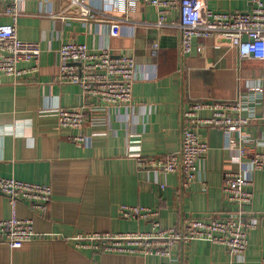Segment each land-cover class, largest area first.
<instances>
[{
	"label": "crops",
	"instance_id": "obj_1",
	"mask_svg": "<svg viewBox=\"0 0 264 264\" xmlns=\"http://www.w3.org/2000/svg\"><path fill=\"white\" fill-rule=\"evenodd\" d=\"M204 1L217 12L247 13L253 7L252 0ZM111 2L0 0V8L15 7L20 12L15 22L19 39L41 47L37 73L17 81L5 76L0 85V178L50 185L53 190L43 214L33 213L21 202L16 206V216L33 219L36 231L47 237L14 250L0 243V264H162L169 260L96 254L76 249L71 240L94 233L151 231L149 222L121 218L122 205L157 210L164 228L179 225L187 217L224 218L236 210L226 201L222 187L226 175L238 172L240 166L220 129L201 130L209 151L198 162L195 182L186 189L176 174L139 170L128 156L127 145L129 140H138L146 156L173 155L181 145L183 112L192 103L236 101L251 86L262 97L251 105L257 119L245 130L254 141L264 142V62H240L237 49L218 37L194 39L191 52L183 54L180 29L169 24L179 20L177 11L167 25L158 27V10L147 0ZM83 7L94 17H82ZM8 24H14V18L1 13L0 25ZM67 43L107 48L114 56L133 54L139 68L134 107L91 113V118L101 121L96 125L61 128L57 110L83 104L79 86L56 81L60 50ZM31 66L19 64L20 69ZM200 116L210 113L202 111ZM79 136L89 143L77 145L74 138ZM255 148L264 153V144ZM249 175L254 183L251 211L257 225L249 233L244 257L232 256L221 245L195 241L173 246L177 262L171 264H263L264 171ZM11 217L8 198L0 195V221Z\"/></svg>",
	"mask_w": 264,
	"mask_h": 264
},
{
	"label": "built area",
	"instance_id": "obj_2",
	"mask_svg": "<svg viewBox=\"0 0 264 264\" xmlns=\"http://www.w3.org/2000/svg\"><path fill=\"white\" fill-rule=\"evenodd\" d=\"M111 1L114 3L124 0ZM147 2L158 10V27L167 25L172 13H179V20L169 24L180 29L183 54L191 52L194 39L218 37L227 40L237 49L240 62H264L263 0H252V10L247 13L217 12L211 10L204 0ZM75 3L78 4L77 1ZM1 13L14 18V24L0 25V85L5 76L13 77L17 81L27 74L37 73L41 57L39 43L26 42L18 37L15 22L20 12L15 7H3L0 8ZM81 16L94 17L85 7L81 10ZM154 49H158V44ZM60 60L56 81L59 84L79 86L83 92V104L79 108L57 110L61 128L80 129L89 124L96 125L101 121L91 118V113L109 108L134 107L133 89L138 80L139 68L133 54L114 56L107 48L94 50L85 44L67 43L60 50ZM20 63H31L33 66L20 69ZM248 88L247 93L236 101L192 103L183 112L181 145L173 155L146 156L142 153L140 141L128 142V156L135 159L139 170L176 174L180 177L181 187L186 189L195 182L198 162L209 151L207 142L201 138V130L208 127L220 129L224 134L226 147L235 151V163L240 166L238 172L226 175L222 187L226 201L236 207L233 213L224 218L187 217L179 225L164 228L157 210L122 205L119 209L121 218L149 222L151 231L79 235L71 240L75 248L90 250L96 254L157 256L169 260L162 264H171L177 262L171 252L173 246L207 241L226 247L232 256L244 257L249 245V233L257 225L251 211L254 183L249 174L264 171V153L255 148L264 142L254 141L245 130L257 119L251 105H255L262 96L258 88ZM89 100L94 102L93 106H89ZM202 111H208L210 116L201 117ZM243 112L248 115L243 116ZM74 141L79 146L89 143L88 138L82 136L74 138ZM0 195L8 198L12 209V217L0 221V243L14 250L36 239L47 237L36 231L33 219L18 218L16 206L21 202L27 204L35 214L45 213L53 196L50 185L0 178Z\"/></svg>",
	"mask_w": 264,
	"mask_h": 264
},
{
	"label": "rangeland",
	"instance_id": "obj_3",
	"mask_svg": "<svg viewBox=\"0 0 264 264\" xmlns=\"http://www.w3.org/2000/svg\"><path fill=\"white\" fill-rule=\"evenodd\" d=\"M218 129V128H217ZM127 149H128V145H127Z\"/></svg>",
	"mask_w": 264,
	"mask_h": 264
}]
</instances>
